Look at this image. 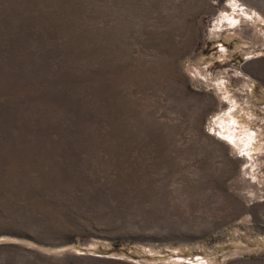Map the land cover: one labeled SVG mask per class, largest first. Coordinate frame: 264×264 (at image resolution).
I'll list each match as a JSON object with an SVG mask.
<instances>
[{
  "label": "rangeland",
  "instance_id": "rangeland-1",
  "mask_svg": "<svg viewBox=\"0 0 264 264\" xmlns=\"http://www.w3.org/2000/svg\"><path fill=\"white\" fill-rule=\"evenodd\" d=\"M0 264H264V0H0Z\"/></svg>",
  "mask_w": 264,
  "mask_h": 264
},
{
  "label": "trees",
  "instance_id": "trees-1",
  "mask_svg": "<svg viewBox=\"0 0 264 264\" xmlns=\"http://www.w3.org/2000/svg\"><path fill=\"white\" fill-rule=\"evenodd\" d=\"M113 247H119V243L118 242H115L112 244Z\"/></svg>",
  "mask_w": 264,
  "mask_h": 264
}]
</instances>
